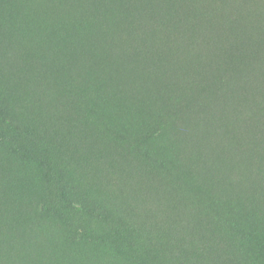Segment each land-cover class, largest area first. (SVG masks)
I'll return each instance as SVG.
<instances>
[{"label": "trees", "instance_id": "obj_1", "mask_svg": "<svg viewBox=\"0 0 264 264\" xmlns=\"http://www.w3.org/2000/svg\"><path fill=\"white\" fill-rule=\"evenodd\" d=\"M160 2L0 0V264H264V0Z\"/></svg>", "mask_w": 264, "mask_h": 264}, {"label": "rangeland", "instance_id": "obj_2", "mask_svg": "<svg viewBox=\"0 0 264 264\" xmlns=\"http://www.w3.org/2000/svg\"><path fill=\"white\" fill-rule=\"evenodd\" d=\"M159 1L161 2L157 4H160L163 9V13H170L174 17H176V13L174 12L176 9L181 11L184 18H189L194 12L193 6L195 5V0H158V2ZM149 4V8L152 7L151 9H154L155 7L157 9V5L154 2H150ZM154 14H158V10L155 11ZM176 21V18H174V22ZM112 129L113 128L110 127L106 131V135L108 137L118 134L117 131H111ZM0 149L9 152L11 157L18 159H24L27 155H29L25 159H29V157H31L32 165H34L35 160L33 159V154L30 156V153H32V147L27 148L25 145H23L21 150L16 151V141L1 137ZM35 167L41 171L40 188L46 190L47 183L44 181H46L45 175L48 172L47 165L42 160V158H40ZM71 192H74L76 196L75 189H72ZM86 204L89 206L88 200L86 201ZM36 209L38 210L39 206H37ZM84 236L88 238L86 234H84ZM105 239V243H107L109 246L123 249L121 254L126 263L129 264H185L184 256L179 251H176L174 254L173 250L169 248L170 246L165 245L161 239L156 237L139 236L135 238L131 235L119 234L115 239H112L109 235H106ZM126 245L129 246L127 249L125 247ZM94 248L98 249L99 246L95 245Z\"/></svg>", "mask_w": 264, "mask_h": 264}]
</instances>
